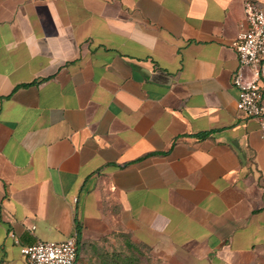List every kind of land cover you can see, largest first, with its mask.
I'll list each match as a JSON object with an SVG mask.
<instances>
[{"label":"crops","instance_id":"obj_1","mask_svg":"<svg viewBox=\"0 0 264 264\" xmlns=\"http://www.w3.org/2000/svg\"><path fill=\"white\" fill-rule=\"evenodd\" d=\"M244 25V0H0V264L74 234L76 264L116 234L179 264H264Z\"/></svg>","mask_w":264,"mask_h":264},{"label":"built area","instance_id":"obj_2","mask_svg":"<svg viewBox=\"0 0 264 264\" xmlns=\"http://www.w3.org/2000/svg\"><path fill=\"white\" fill-rule=\"evenodd\" d=\"M244 5L245 25L232 41L238 57L232 81L238 109L259 122L264 137V0H244ZM77 243L76 234L61 241L38 240L22 245L21 253L28 264H76Z\"/></svg>","mask_w":264,"mask_h":264},{"label":"rangeland","instance_id":"obj_3","mask_svg":"<svg viewBox=\"0 0 264 264\" xmlns=\"http://www.w3.org/2000/svg\"><path fill=\"white\" fill-rule=\"evenodd\" d=\"M86 257L77 264H123L126 258L132 264H179L174 258L164 257L153 249L136 245L127 241L121 235L105 236L100 241L93 243Z\"/></svg>","mask_w":264,"mask_h":264},{"label":"trees","instance_id":"obj_4","mask_svg":"<svg viewBox=\"0 0 264 264\" xmlns=\"http://www.w3.org/2000/svg\"><path fill=\"white\" fill-rule=\"evenodd\" d=\"M128 241V240H127ZM134 244V243H133ZM79 253H80V246H79V242L77 243V261H78V257H79ZM76 261V262H77ZM115 262H117V261H115ZM113 263V264H117V263ZM123 264H132L131 263V261L130 260H128V259H126V258H124L123 259Z\"/></svg>","mask_w":264,"mask_h":264}]
</instances>
